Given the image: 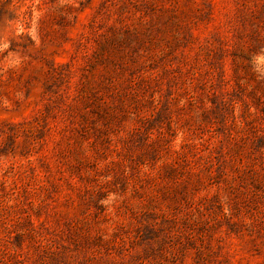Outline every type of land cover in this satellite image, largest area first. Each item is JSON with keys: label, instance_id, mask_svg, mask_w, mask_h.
I'll return each instance as SVG.
<instances>
[{"label": "rangeland", "instance_id": "rangeland-1", "mask_svg": "<svg viewBox=\"0 0 264 264\" xmlns=\"http://www.w3.org/2000/svg\"><path fill=\"white\" fill-rule=\"evenodd\" d=\"M0 264H264V0H0Z\"/></svg>", "mask_w": 264, "mask_h": 264}]
</instances>
